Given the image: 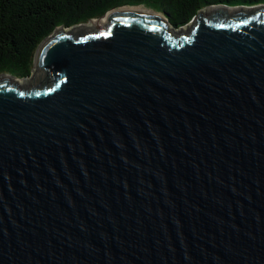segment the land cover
Returning <instances> with one entry per match:
<instances>
[{
  "label": "water",
  "instance_id": "95a60500",
  "mask_svg": "<svg viewBox=\"0 0 264 264\" xmlns=\"http://www.w3.org/2000/svg\"><path fill=\"white\" fill-rule=\"evenodd\" d=\"M113 10L0 75V264H264V4Z\"/></svg>",
  "mask_w": 264,
  "mask_h": 264
},
{
  "label": "trees",
  "instance_id": "16d2710c",
  "mask_svg": "<svg viewBox=\"0 0 264 264\" xmlns=\"http://www.w3.org/2000/svg\"><path fill=\"white\" fill-rule=\"evenodd\" d=\"M213 4L254 6L264 0H0V75L30 76L39 46L60 26L72 28L122 6L143 5L180 29Z\"/></svg>",
  "mask_w": 264,
  "mask_h": 264
},
{
  "label": "bare ground",
  "instance_id": "6f19581e",
  "mask_svg": "<svg viewBox=\"0 0 264 264\" xmlns=\"http://www.w3.org/2000/svg\"><path fill=\"white\" fill-rule=\"evenodd\" d=\"M224 5H225V4H224ZM122 9L142 10V11L150 12V13H153V14H156V15L161 16L160 14L156 13L155 11H153V10H151V9L141 8V7H138V6H134V7H133V6H132V7H121V8H119V9L113 10L112 13H113L114 11H118V10H122ZM105 17H107V16L101 17V18H99V19L102 20V18L104 19ZM99 19H97V20H92L91 22L99 21ZM170 25H171V24H170ZM171 26H172V25H171ZM172 27H173V26H172ZM173 28H174V27H173ZM21 80H22V79H21Z\"/></svg>",
  "mask_w": 264,
  "mask_h": 264
},
{
  "label": "rangeland",
  "instance_id": "374dc122",
  "mask_svg": "<svg viewBox=\"0 0 264 264\" xmlns=\"http://www.w3.org/2000/svg\"><path fill=\"white\" fill-rule=\"evenodd\" d=\"M213 5H218V4H213ZM213 5H210V6H213ZM259 5V4H258ZM254 6H256V5H254ZM122 7H132V6H122ZM134 7V6H133ZM138 7H141V8H146L145 6H143V5H138ZM120 8V7H119ZM207 8V7H206ZM148 9V8H147ZM203 9H205V8H203ZM202 9V10H203ZM152 10V9H151ZM98 19V18H97ZM103 19V18H102ZM99 20H101V19H99ZM87 23H91V21H88ZM84 24H86V23H84ZM81 25V24H80ZM181 29V28H180ZM30 78V77H29ZM21 79V78H20ZM28 79V78H27ZM23 80V79H22Z\"/></svg>",
  "mask_w": 264,
  "mask_h": 264
}]
</instances>
